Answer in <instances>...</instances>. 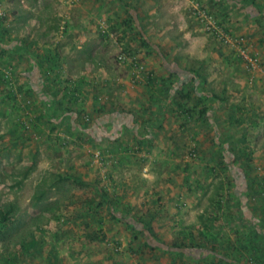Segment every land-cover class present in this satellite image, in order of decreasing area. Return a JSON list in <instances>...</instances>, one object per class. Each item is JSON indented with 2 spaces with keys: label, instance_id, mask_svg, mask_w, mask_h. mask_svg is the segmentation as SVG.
Returning a JSON list of instances; mask_svg holds the SVG:
<instances>
[{
  "label": "rangeland",
  "instance_id": "374dc122",
  "mask_svg": "<svg viewBox=\"0 0 264 264\" xmlns=\"http://www.w3.org/2000/svg\"><path fill=\"white\" fill-rule=\"evenodd\" d=\"M9 210L0 264H262L264 0H0Z\"/></svg>",
  "mask_w": 264,
  "mask_h": 264
},
{
  "label": "trees",
  "instance_id": "16d2710c",
  "mask_svg": "<svg viewBox=\"0 0 264 264\" xmlns=\"http://www.w3.org/2000/svg\"><path fill=\"white\" fill-rule=\"evenodd\" d=\"M10 212H11V210L0 212V216H1L0 223L4 224V222H6L8 220V216H9ZM128 225L132 226V223L129 221ZM167 250L183 252V249H181V247H179V246H173V247L167 248Z\"/></svg>",
  "mask_w": 264,
  "mask_h": 264
},
{
  "label": "crops",
  "instance_id": "0c3cea01",
  "mask_svg": "<svg viewBox=\"0 0 264 264\" xmlns=\"http://www.w3.org/2000/svg\"><path fill=\"white\" fill-rule=\"evenodd\" d=\"M258 232L262 234V232H264V231H263V229L259 228V229H258ZM254 247H255V246H252L253 249H255ZM249 250H250V249H249ZM255 251H256V253L259 254V257L262 259V264H263V263H264V248H263V250H262V248H261V251H260L261 253L258 252L257 250H255ZM255 251H252V250H251V251H249V252H255ZM210 256H211V255H210ZM232 260H233V261H229V264H242V263H243V262H241V263L238 262L237 259H232Z\"/></svg>",
  "mask_w": 264,
  "mask_h": 264
},
{
  "label": "built area",
  "instance_id": "2783aa9c",
  "mask_svg": "<svg viewBox=\"0 0 264 264\" xmlns=\"http://www.w3.org/2000/svg\"><path fill=\"white\" fill-rule=\"evenodd\" d=\"M120 59H122V58H120Z\"/></svg>",
  "mask_w": 264,
  "mask_h": 264
}]
</instances>
